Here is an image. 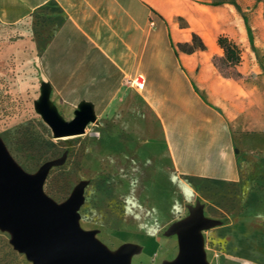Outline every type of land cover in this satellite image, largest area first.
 Returning <instances> with one entry per match:
<instances>
[{
    "label": "crops",
    "instance_id": "obj_1",
    "mask_svg": "<svg viewBox=\"0 0 264 264\" xmlns=\"http://www.w3.org/2000/svg\"><path fill=\"white\" fill-rule=\"evenodd\" d=\"M23 1L0 0V24L16 25L34 11L46 17L35 41L38 75L58 114L70 115L65 121L80 104L91 106L87 151L102 166L129 177V187L165 176L171 209L238 179L235 136L264 131V79L251 78L240 65L241 77L225 78L212 63L223 55L219 35L246 41L235 6L214 0H36L20 13L14 4ZM192 34L205 48L185 53L178 45L190 43ZM136 74L144 78L141 90L125 84Z\"/></svg>",
    "mask_w": 264,
    "mask_h": 264
},
{
    "label": "rangeland",
    "instance_id": "obj_2",
    "mask_svg": "<svg viewBox=\"0 0 264 264\" xmlns=\"http://www.w3.org/2000/svg\"><path fill=\"white\" fill-rule=\"evenodd\" d=\"M214 1L232 4L247 20L250 37L238 44L239 65L251 78L264 79V0ZM35 3L25 0L14 5L21 13ZM45 22L46 17L34 11L16 25L0 24V148L16 169L33 177L43 164L54 162L47 169L43 195L60 207L80 187L78 227L90 232L112 257L123 247L130 248L127 264H172L179 246L171 229L188 221L196 209L208 222L197 231L205 264H264V131L236 133V181L171 209L172 188L165 176L146 177V186L129 187V177L117 176L95 160L98 156L87 151L91 124L82 135L53 137L36 109L46 89L48 103L58 113L36 69L35 41L42 37ZM59 115L63 120L70 116ZM11 239V231L0 227V264H33L13 248Z\"/></svg>",
    "mask_w": 264,
    "mask_h": 264
},
{
    "label": "water",
    "instance_id": "obj_3",
    "mask_svg": "<svg viewBox=\"0 0 264 264\" xmlns=\"http://www.w3.org/2000/svg\"><path fill=\"white\" fill-rule=\"evenodd\" d=\"M43 89L36 109L54 138L82 135L85 126L94 120L92 108L82 103L65 121L47 100ZM54 162L43 164L33 177L20 173L0 148V227L12 233L11 244L33 264H127L131 249L123 247L115 257L96 242L90 232L77 225L75 213L82 199L77 187L60 207L46 198L41 187L47 169ZM199 209L191 211L185 223L173 225L179 251L172 264H205L197 231L206 227Z\"/></svg>",
    "mask_w": 264,
    "mask_h": 264
},
{
    "label": "trees",
    "instance_id": "obj_4",
    "mask_svg": "<svg viewBox=\"0 0 264 264\" xmlns=\"http://www.w3.org/2000/svg\"><path fill=\"white\" fill-rule=\"evenodd\" d=\"M213 4H218V3L213 2ZM243 21L245 24L247 35L250 37V28L247 25V20L243 18ZM216 42L219 48H221L223 55L212 57V63L214 67L217 69V71L222 77L239 78L240 73L236 70V67L239 65L241 61L240 46L236 42H234L232 39L222 34L217 37ZM178 48L185 53H191L195 49L203 50L205 46L202 43V41L199 39V37L192 34L191 42L179 44ZM8 254L9 256H13V252L9 251Z\"/></svg>",
    "mask_w": 264,
    "mask_h": 264
},
{
    "label": "built area",
    "instance_id": "obj_5",
    "mask_svg": "<svg viewBox=\"0 0 264 264\" xmlns=\"http://www.w3.org/2000/svg\"><path fill=\"white\" fill-rule=\"evenodd\" d=\"M125 84L133 89L141 90L144 86V78L141 74H136L129 78Z\"/></svg>",
    "mask_w": 264,
    "mask_h": 264
}]
</instances>
